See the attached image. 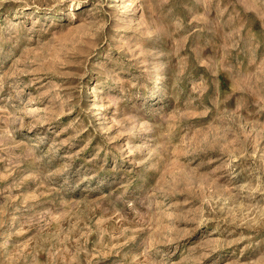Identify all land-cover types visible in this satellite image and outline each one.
<instances>
[{"label": "rangeland", "instance_id": "374dc122", "mask_svg": "<svg viewBox=\"0 0 264 264\" xmlns=\"http://www.w3.org/2000/svg\"><path fill=\"white\" fill-rule=\"evenodd\" d=\"M0 264H264V0H0Z\"/></svg>", "mask_w": 264, "mask_h": 264}, {"label": "bare ground", "instance_id": "6f19581e", "mask_svg": "<svg viewBox=\"0 0 264 264\" xmlns=\"http://www.w3.org/2000/svg\"><path fill=\"white\" fill-rule=\"evenodd\" d=\"M78 3H81V2H78Z\"/></svg>", "mask_w": 264, "mask_h": 264}]
</instances>
